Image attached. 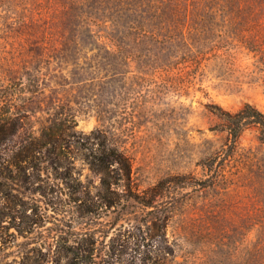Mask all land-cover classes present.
<instances>
[{"label": "rangeland", "instance_id": "374dc122", "mask_svg": "<svg viewBox=\"0 0 264 264\" xmlns=\"http://www.w3.org/2000/svg\"><path fill=\"white\" fill-rule=\"evenodd\" d=\"M97 2L0 0V264L233 252L242 218L264 215V143L249 127L226 144L216 106L264 111V53L190 73L127 60L96 37ZM103 144L127 165L100 162Z\"/></svg>", "mask_w": 264, "mask_h": 264}, {"label": "trees", "instance_id": "16d2710c", "mask_svg": "<svg viewBox=\"0 0 264 264\" xmlns=\"http://www.w3.org/2000/svg\"><path fill=\"white\" fill-rule=\"evenodd\" d=\"M104 1L110 5L108 10L103 8ZM96 11L97 19L92 21L99 40L115 45L114 52L127 60L135 57L158 63L165 57L176 65L167 63L162 66L166 70L181 72L190 68L187 72H195L210 60H220L219 66L225 62L233 68L232 49L238 45L264 53V0H98ZM182 75L179 74L180 85L185 84ZM216 107L221 111L223 129L228 132L226 144L238 147L249 127L257 129L264 143L262 109L251 102L236 111ZM102 149L104 153L97 156L100 162L127 165L117 146L103 144ZM211 157L204 162L206 166L211 167ZM240 225L244 229L233 241V252L221 246L219 258L207 259L193 251L186 256V264H264V215L243 217ZM212 242L222 244L218 236Z\"/></svg>", "mask_w": 264, "mask_h": 264}]
</instances>
